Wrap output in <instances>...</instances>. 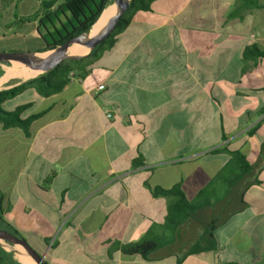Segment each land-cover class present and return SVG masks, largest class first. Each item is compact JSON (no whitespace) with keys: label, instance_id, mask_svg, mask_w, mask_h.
<instances>
[{"label":"crops","instance_id":"crops-1","mask_svg":"<svg viewBox=\"0 0 264 264\" xmlns=\"http://www.w3.org/2000/svg\"><path fill=\"white\" fill-rule=\"evenodd\" d=\"M46 1L0 0V53L43 49ZM236 2L156 0L87 76L2 104H29L22 119L44 112L28 136L0 124V192L5 220L45 261L56 250L50 264H264V8L228 19ZM249 47L262 54L243 59ZM18 65L0 64V90L24 81L2 82ZM223 147L245 156L249 175L223 171ZM177 184L189 202L208 203L199 213L218 222L216 249L190 254L201 230L189 220L150 260L124 255L116 244L165 223L169 201L152 188Z\"/></svg>","mask_w":264,"mask_h":264},{"label":"trees","instance_id":"trees-1","mask_svg":"<svg viewBox=\"0 0 264 264\" xmlns=\"http://www.w3.org/2000/svg\"><path fill=\"white\" fill-rule=\"evenodd\" d=\"M156 0H131L127 11L122 15L114 31L108 38L100 44L87 58L81 60H67L56 66L52 70L40 74L35 78L19 82L8 89L0 90V124L3 129L18 128L26 136L29 135V127L35 119L41 117L44 112L30 115L22 119L21 114L30 107L29 104L18 106L15 110L7 112L2 108V104L26 89H34L41 97H48L59 92L70 80L71 77L84 78L90 72L88 66L96 55L112 47L115 37L132 20L137 12L150 11L152 3ZM110 0H49L42 3V13L38 16V28L44 47L39 52L52 50L66 41L85 32L99 17L102 10ZM253 7H262L256 4V0H237L233 11L228 15L232 19ZM262 53L255 47L246 48L243 52V59L258 56ZM214 152H225L230 155V160L225 165L224 172H228L236 179L243 175H249L251 166L247 163L245 156L239 151H230L226 147L215 150ZM154 196H163L168 199L167 215L165 223L155 225L150 232L138 242L129 244H116L117 248L124 255H139L148 261L158 249L170 243L169 233H174L189 220L199 224L201 234L190 249V254L212 251L216 249L214 230L218 226L217 220L203 222L200 217L202 210L208 203L198 201L189 202L180 186L177 184L170 189L153 187ZM204 192H201V195ZM4 196L0 192V229L6 230L20 238L22 235L4 218L6 209L3 206ZM199 217V218H198ZM157 231H163L165 237H158ZM0 264H19L11 254L6 253L0 248ZM226 264H238L230 262Z\"/></svg>","mask_w":264,"mask_h":264},{"label":"water","instance_id":"water-1","mask_svg":"<svg viewBox=\"0 0 264 264\" xmlns=\"http://www.w3.org/2000/svg\"><path fill=\"white\" fill-rule=\"evenodd\" d=\"M130 3L131 0H110V3L105 6L97 20L85 32L46 52L0 53V64L13 66V63H19L27 68L38 70L40 75L52 70L64 61L87 58L114 31ZM107 9L112 13L111 16L106 19L102 26L94 31L95 25ZM73 45L85 47L87 52L82 55H71L69 49ZM47 53L48 55L43 56ZM0 247L4 251L11 253L14 257L18 255L28 258L34 264H48L44 260V256L39 255L24 238H20L3 229H0Z\"/></svg>","mask_w":264,"mask_h":264},{"label":"bare ground","instance_id":"bare-ground-1","mask_svg":"<svg viewBox=\"0 0 264 264\" xmlns=\"http://www.w3.org/2000/svg\"><path fill=\"white\" fill-rule=\"evenodd\" d=\"M111 14L112 13L109 12L108 9L105 10V12L101 16L100 20L95 25L94 31L97 30V28H99L100 26H102L104 24V22L106 21V19L111 16ZM86 52H87V49L85 47H82L79 45H73L69 49V53L71 55H82V54H85ZM46 55H48V53L44 54L43 56H46ZM13 64H19V63H13ZM6 71H7V74L3 78L2 82L8 80L9 78H19L22 80H26L29 78H33V77L39 75V73H40L38 70L30 69L27 67L24 68V65H22V64H20V66L19 65L14 66L13 69H8ZM16 260L22 264H34L30 259L18 256V255H16Z\"/></svg>","mask_w":264,"mask_h":264},{"label":"rangeland","instance_id":"rangeland-1","mask_svg":"<svg viewBox=\"0 0 264 264\" xmlns=\"http://www.w3.org/2000/svg\"><path fill=\"white\" fill-rule=\"evenodd\" d=\"M3 206H4V209H6V207H5V201H4V203H3ZM153 227H151V229H152ZM20 233V232H19ZM21 235H22V237H24L25 239H27L28 241H30L29 240V236L27 235V234H25V233H23V232H21L20 233ZM56 252L57 254H59L60 255V253H58L56 250H50L49 251V253H48V255H47V257H46V261L50 264V257H51V255H52V253L53 252ZM54 252V253H55Z\"/></svg>","mask_w":264,"mask_h":264},{"label":"built area","instance_id":"built-area-1","mask_svg":"<svg viewBox=\"0 0 264 264\" xmlns=\"http://www.w3.org/2000/svg\"><path fill=\"white\" fill-rule=\"evenodd\" d=\"M100 89H102V86H99ZM107 117L109 118L110 117V114L107 113Z\"/></svg>","mask_w":264,"mask_h":264}]
</instances>
